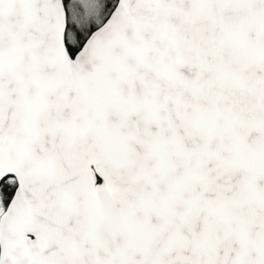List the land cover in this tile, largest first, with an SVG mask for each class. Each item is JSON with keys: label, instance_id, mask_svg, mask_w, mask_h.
Listing matches in <instances>:
<instances>
[{"label": "snow or ice", "instance_id": "6c2138e0", "mask_svg": "<svg viewBox=\"0 0 264 264\" xmlns=\"http://www.w3.org/2000/svg\"><path fill=\"white\" fill-rule=\"evenodd\" d=\"M0 264H264V0H0Z\"/></svg>", "mask_w": 264, "mask_h": 264}]
</instances>
